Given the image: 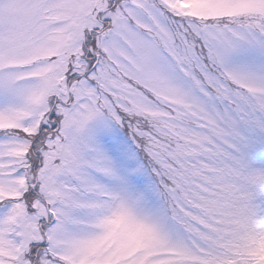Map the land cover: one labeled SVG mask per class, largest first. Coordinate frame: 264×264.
<instances>
[{
	"label": "snow or ice",
	"instance_id": "6c2138e0",
	"mask_svg": "<svg viewBox=\"0 0 264 264\" xmlns=\"http://www.w3.org/2000/svg\"><path fill=\"white\" fill-rule=\"evenodd\" d=\"M0 264H264V0H0Z\"/></svg>",
	"mask_w": 264,
	"mask_h": 264
}]
</instances>
